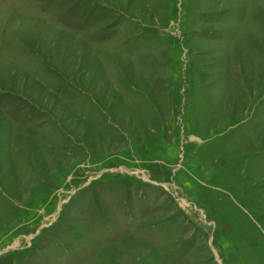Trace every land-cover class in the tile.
Here are the masks:
<instances>
[{"label": "rangeland", "instance_id": "rangeland-1", "mask_svg": "<svg viewBox=\"0 0 264 264\" xmlns=\"http://www.w3.org/2000/svg\"><path fill=\"white\" fill-rule=\"evenodd\" d=\"M0 264H264V0H0Z\"/></svg>", "mask_w": 264, "mask_h": 264}]
</instances>
